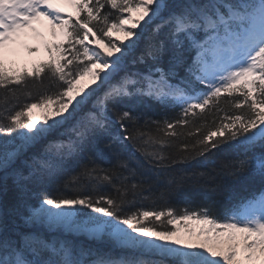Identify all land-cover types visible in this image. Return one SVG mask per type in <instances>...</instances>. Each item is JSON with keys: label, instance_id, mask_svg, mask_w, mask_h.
Instances as JSON below:
<instances>
[{"label": "snow or ice", "instance_id": "snow-or-ice-1", "mask_svg": "<svg viewBox=\"0 0 264 264\" xmlns=\"http://www.w3.org/2000/svg\"><path fill=\"white\" fill-rule=\"evenodd\" d=\"M59 2L75 15L56 0H0V264H264V0ZM41 48L46 59L16 67ZM147 101L176 116L145 119ZM99 143L109 167L84 157ZM222 153L213 171L257 190L219 215L153 206L192 179L174 166ZM189 220L206 239H171Z\"/></svg>", "mask_w": 264, "mask_h": 264}, {"label": "trees", "instance_id": "trees-1", "mask_svg": "<svg viewBox=\"0 0 264 264\" xmlns=\"http://www.w3.org/2000/svg\"><path fill=\"white\" fill-rule=\"evenodd\" d=\"M145 35H147V33H145ZM139 47H143V39ZM137 111L144 113L145 119L150 117L160 120L165 118V115H167L168 118H174L176 116V112L171 110L165 114L161 108L152 101H147L145 106L137 107ZM140 123L143 124L144 119H142ZM101 149H103L102 143L90 145L84 157L91 156L98 164L109 167L111 158L106 150L102 152ZM226 158H228V154L222 153L215 158L212 163L205 164L199 161H191L188 164L174 166L170 170L172 176H175L177 179L182 176L192 177V179H184L178 187L173 188L171 194L168 195L165 200H159L153 206L162 207L168 204L177 209H201L204 207H211L213 215H219L230 208L239 199L247 197L253 191L257 190L259 185L250 181L226 184L224 178L213 171V169L218 170L221 161ZM201 172L216 176V179L209 180L207 176H205L196 180L195 174ZM159 187H163V181ZM38 195L39 192L37 191L31 202L35 203V197ZM149 204L150 202H146V206ZM169 227L174 228L173 225Z\"/></svg>", "mask_w": 264, "mask_h": 264}, {"label": "rangeland", "instance_id": "rangeland-1", "mask_svg": "<svg viewBox=\"0 0 264 264\" xmlns=\"http://www.w3.org/2000/svg\"><path fill=\"white\" fill-rule=\"evenodd\" d=\"M56 6L61 8L62 14H66V13L75 14V10L71 6H69L67 4H64V3H61V2H59V0H56ZM45 22H47V21H45ZM47 24H48V22H47ZM47 27H48V29H50V25H48ZM112 38L114 40H116L117 42H119L120 40L124 39V36H123V33L113 32L112 33ZM101 48H103V45H101ZM46 58H47V54L44 51H42V53L37 54V55H35L33 57H29V56H25L24 55V56L18 58V62H17L16 67L17 68H21V67L27 66V67L31 68L33 62H36V61H39V60H43V59H46ZM25 61H27L26 65H25ZM84 82L85 83H90V80L88 78H85ZM44 111L45 110L41 109V108L33 109L32 113H31L32 119L35 120V121H38V122L41 121V119H42V117L44 115ZM30 154H31V152L27 153L26 155H30ZM181 224H186L188 227L185 228V227L181 226ZM200 225H201L200 222H198L196 220H189V221H184V222H178V223L174 224L173 226H174V228H178L179 229V231L177 232V235H176V236H178V235H180L182 233L184 235H190L189 234V229L192 230V234L193 233H197V229H199ZM221 239H224V237H222ZM180 240H181L182 243L185 241L184 239H180ZM95 249H100V250L105 251V252L108 251L107 249L98 248V247H96ZM118 256H120V255H118Z\"/></svg>", "mask_w": 264, "mask_h": 264}, {"label": "bare ground", "instance_id": "bare-ground-1", "mask_svg": "<svg viewBox=\"0 0 264 264\" xmlns=\"http://www.w3.org/2000/svg\"><path fill=\"white\" fill-rule=\"evenodd\" d=\"M58 3V2H57ZM34 27H36L37 29H39L42 33H44V36L46 34V23L44 21L42 22H38L34 24ZM31 34H29L28 38H25L26 43H31V44H37L38 42L31 39L30 38ZM43 51V49L41 48V52ZM24 51L21 52V57L23 56ZM197 234V235H196ZM65 237L71 241H74L80 245L83 246H88V247H92V248H104L107 249V252H111L114 256L119 257L120 256H133V255H140V253H132V252H124L121 251L119 249H114L112 248L109 244L105 243V242H101V241H96V240H92L86 236H84L83 234H79V233H66L64 234ZM194 235V236H193ZM172 239H184L185 241L183 243H200L203 242L206 237L204 236H200L199 233H193L191 235H184L183 233L178 235V236H174ZM148 258V257H145Z\"/></svg>", "mask_w": 264, "mask_h": 264}]
</instances>
